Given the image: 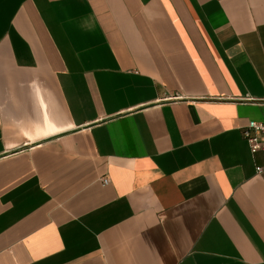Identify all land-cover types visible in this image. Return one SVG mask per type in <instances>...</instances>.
<instances>
[{"label":"crops","instance_id":"obj_1","mask_svg":"<svg viewBox=\"0 0 264 264\" xmlns=\"http://www.w3.org/2000/svg\"><path fill=\"white\" fill-rule=\"evenodd\" d=\"M251 120L264 0H0V264H264Z\"/></svg>","mask_w":264,"mask_h":264},{"label":"built area","instance_id":"obj_2","mask_svg":"<svg viewBox=\"0 0 264 264\" xmlns=\"http://www.w3.org/2000/svg\"><path fill=\"white\" fill-rule=\"evenodd\" d=\"M241 133L252 154L258 151L264 152V123L251 120L243 126ZM262 169V166L256 167L257 172ZM103 182L106 183L107 180L103 179Z\"/></svg>","mask_w":264,"mask_h":264}]
</instances>
